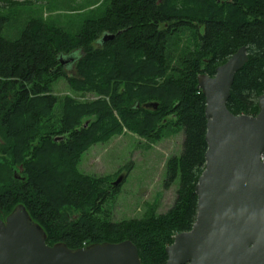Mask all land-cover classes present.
Wrapping results in <instances>:
<instances>
[{"label":"trees","instance_id":"obj_1","mask_svg":"<svg viewBox=\"0 0 264 264\" xmlns=\"http://www.w3.org/2000/svg\"><path fill=\"white\" fill-rule=\"evenodd\" d=\"M189 1L103 0L100 13L75 33L32 17L16 39L2 35L6 18L0 15L1 219L21 203L49 245L78 248L128 239L143 264L165 262V247L196 217L194 186L206 149L197 76L214 75L245 46L248 60L234 74L226 106L236 115H255L264 92V0ZM105 33L114 36L102 40ZM68 55L74 60L62 63L60 57ZM58 78L76 91L112 93V106L93 111L99 129L78 127L70 110L74 102L55 124L48 123ZM152 101L155 109L144 106ZM167 115L183 133L180 154L166 163L165 186L178 179L174 203L163 213L112 221L103 205L119 185L79 172V153L122 126L140 134L157 123L163 127ZM16 163H22L20 175L13 172Z\"/></svg>","mask_w":264,"mask_h":264},{"label":"water","instance_id":"obj_2","mask_svg":"<svg viewBox=\"0 0 264 264\" xmlns=\"http://www.w3.org/2000/svg\"><path fill=\"white\" fill-rule=\"evenodd\" d=\"M105 33L102 40L113 38ZM62 63L74 55L60 57ZM248 60L240 46L214 75L201 73L196 88L204 96V167L194 186L196 217L165 247L163 264H264V92L255 115L233 114L226 102L234 74ZM146 108L157 107L147 102ZM59 139V138H55ZM120 175L113 182L118 185ZM0 264H143L126 239L70 248L47 244L43 228L18 203L0 218Z\"/></svg>","mask_w":264,"mask_h":264},{"label":"rangeland","instance_id":"obj_3","mask_svg":"<svg viewBox=\"0 0 264 264\" xmlns=\"http://www.w3.org/2000/svg\"><path fill=\"white\" fill-rule=\"evenodd\" d=\"M10 1L12 4L0 0V15L6 18L2 35L7 39H16L32 17H41L48 23L75 33L86 18L96 17L100 13L103 4V0ZM170 46L173 47V42H170ZM68 72L74 73L72 68ZM52 93L57 102L48 115L49 124H55L61 112L69 107L68 103L74 102L76 106H71L70 110L79 121L78 127L93 126L99 129L97 115L93 111L106 104L112 106L111 92L105 95L76 91L63 78H58L53 84ZM172 119V115H167L161 120L167 122L166 125L160 127V123H157L144 134L122 126L121 132L110 134L105 140L95 141L79 153L76 163L79 172L88 176L107 177L112 186L117 177L123 176L118 189L103 205L112 221L139 218L150 212L163 213L174 203L178 179L165 186L166 163L170 157L180 154L183 133L181 128L171 125ZM61 136L58 134L53 138L57 141ZM19 139L16 137L17 141ZM0 142L3 143L1 137ZM32 142L35 145L36 139ZM48 154L53 155V152ZM7 159L10 160V157ZM13 166V172L20 175L22 163Z\"/></svg>","mask_w":264,"mask_h":264},{"label":"built area","instance_id":"obj_4","mask_svg":"<svg viewBox=\"0 0 264 264\" xmlns=\"http://www.w3.org/2000/svg\"><path fill=\"white\" fill-rule=\"evenodd\" d=\"M259 159H260L261 163L264 165V155L263 154L260 155Z\"/></svg>","mask_w":264,"mask_h":264}]
</instances>
